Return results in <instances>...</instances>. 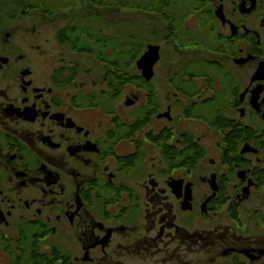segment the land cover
<instances>
[{"label": "flooded vegetation", "instance_id": "obj_1", "mask_svg": "<svg viewBox=\"0 0 264 264\" xmlns=\"http://www.w3.org/2000/svg\"><path fill=\"white\" fill-rule=\"evenodd\" d=\"M98 1L60 31L107 60L41 52L34 10L26 43L0 21V264H264V0H145L155 33L139 20L138 35L158 42L140 38L137 58L128 33L114 57Z\"/></svg>", "mask_w": 264, "mask_h": 264}, {"label": "rangeland", "instance_id": "obj_2", "mask_svg": "<svg viewBox=\"0 0 264 264\" xmlns=\"http://www.w3.org/2000/svg\"><path fill=\"white\" fill-rule=\"evenodd\" d=\"M98 10L99 15L107 17L109 14L113 15V20L116 23L115 25V31L118 33L117 35L120 37V42H122V34L128 33L130 36H138L136 33L139 32L137 27H140V21L144 26H150L152 30L155 28V25L149 24L150 21H148L144 16H148V14L143 15L144 13L148 12H155L156 11V5L153 3L145 2V0H99L98 1ZM32 5L34 6L32 9L30 7V0H0V21L3 22L2 27H6L4 31L2 30V36L5 33V30L10 29V27H13L14 25L20 24L21 27L18 31V34L15 38L17 42L20 41L23 43H26L30 41V28L28 27V23L30 22V14H24L21 15V12H30L34 10V23H35V45L40 46V51L45 53L51 57L58 59V62H60L62 59H66L63 53H66V51L63 48H58L55 36L56 34L64 28L66 23L70 20L72 16H75L79 10H83L84 14L87 11L86 9V2L85 0H38L36 3L33 1ZM132 7H139L137 9H131ZM155 6V7H154ZM44 11H49L53 15L61 13L60 17H56L51 21V19L43 17ZM146 11V12H145ZM142 13L141 16H137L135 13ZM47 13V12H46ZM117 13V14H116ZM133 13V14H132ZM83 15V12H81ZM130 14V17H129ZM141 17V18H140ZM155 17V16H154ZM154 19V18H153ZM152 19V20H153ZM130 20V24L128 25L127 21ZM49 21V22H48ZM101 21V20H100ZM126 21V22H125ZM145 21V22H144ZM17 22V23H16ZM100 26H104L106 24H102L101 22L98 23ZM1 25V24H0ZM154 31V30H153ZM155 33V31H154ZM165 34V32H164ZM144 39L143 37H139ZM149 40H145L146 43H155L158 42L157 39L154 38H148ZM201 41L202 38H201ZM1 44L4 46V37L1 41ZM163 51L165 52L166 56H170L172 52V44L173 41H168L165 43ZM196 49H200L201 52L205 54L206 50L200 47V45H196L193 49H188L186 52H194V59H203L204 54L195 52ZM198 51V50H197ZM187 54L185 57H188ZM136 55V54H135ZM133 57V56H132ZM37 58V57H36ZM69 58V57H68ZM200 64V65H199ZM202 62L198 63V65L201 67ZM195 135L198 137H202L201 141L203 145H207V150L209 151V157L211 159H218L216 158V153L214 151L213 145H215L214 140L215 136L213 134L207 135L206 129L204 127H197L195 131ZM206 161L204 162V166H201L198 170V172L195 174L198 178L199 176H205L207 175V171L209 170L207 168ZM205 171V172H204ZM195 182L199 184V181L195 179ZM196 184V185H197ZM36 250V249H34ZM202 260V258H201ZM33 261L30 258V264ZM36 262V261H35ZM38 264V263H36Z\"/></svg>", "mask_w": 264, "mask_h": 264}, {"label": "trees", "instance_id": "obj_3", "mask_svg": "<svg viewBox=\"0 0 264 264\" xmlns=\"http://www.w3.org/2000/svg\"><path fill=\"white\" fill-rule=\"evenodd\" d=\"M33 1H35V3L38 1V0H30V7L33 8L34 6L32 5ZM155 7V6H154ZM139 8V7H137ZM136 7H132L131 6V9H137ZM137 16H139L138 14H136ZM116 25V23L114 22V26ZM75 24H72V25H69L67 26L64 30L62 31H59L57 34H56V41L58 43V45L60 46H65L67 48H69L72 52H83L85 54H89L91 55L92 57L94 58H97V59H104V60H107V57L104 55L105 54V51L107 49V46H104L103 49L99 52L93 50L91 47H87L86 45H80V39H79V35L83 32L81 31H78V27H74ZM80 32V33H78ZM138 35V32L136 33ZM117 35V34H116ZM118 36V35H117ZM71 37V38H70ZM90 38H92L91 35H89ZM93 41V40H92ZM96 42L98 43H103V44H108L109 42V39L106 37V36H101L99 35L97 37V39H95ZM115 41V46L113 47L114 49V57L115 58H121L122 57V53H123V50L121 49V44L123 43V37H122V42H120V37H116V39L114 40ZM140 40H139V35L138 36H132L131 40H130V44L133 46V48H135V45H138L137 48H135L136 50H134L132 52V55L133 58H137V56L139 55L140 53V49L141 47H139V43ZM79 47H81L82 49H80ZM79 49V51H78ZM136 54V55H135ZM195 148H199L197 145H194ZM194 161L196 162L197 160H200V155H202V152L201 151H197L196 153L194 152ZM187 160V158L185 159H180L179 160V163L180 164H183V163H186L185 161Z\"/></svg>", "mask_w": 264, "mask_h": 264}, {"label": "water", "instance_id": "obj_4", "mask_svg": "<svg viewBox=\"0 0 264 264\" xmlns=\"http://www.w3.org/2000/svg\"><path fill=\"white\" fill-rule=\"evenodd\" d=\"M158 59V48L150 46L145 54L138 60L137 67L142 71V74L147 81H150L152 78L153 68ZM212 190L216 191V188L212 187Z\"/></svg>", "mask_w": 264, "mask_h": 264}]
</instances>
